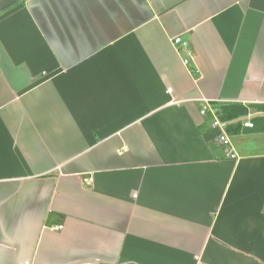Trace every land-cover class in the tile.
Here are the masks:
<instances>
[{
	"label": "crops",
	"instance_id": "crops-1",
	"mask_svg": "<svg viewBox=\"0 0 264 264\" xmlns=\"http://www.w3.org/2000/svg\"><path fill=\"white\" fill-rule=\"evenodd\" d=\"M0 264H264V0H0Z\"/></svg>",
	"mask_w": 264,
	"mask_h": 264
},
{
	"label": "trees",
	"instance_id": "trees-1",
	"mask_svg": "<svg viewBox=\"0 0 264 264\" xmlns=\"http://www.w3.org/2000/svg\"><path fill=\"white\" fill-rule=\"evenodd\" d=\"M216 109L218 118L227 124L225 127L226 132L229 135H236L241 132V123L238 120L249 115L257 108L253 105L245 106L240 103H229L216 105Z\"/></svg>",
	"mask_w": 264,
	"mask_h": 264
},
{
	"label": "built area",
	"instance_id": "built-area-1",
	"mask_svg": "<svg viewBox=\"0 0 264 264\" xmlns=\"http://www.w3.org/2000/svg\"><path fill=\"white\" fill-rule=\"evenodd\" d=\"M174 42L176 44H180L182 43V39L180 37H177L176 39H174ZM186 45V44H185ZM169 91H171V89H169ZM204 103V107L201 110V113L205 116V117H210L213 121L212 126L215 128H219L221 130V134H220V141L227 147L231 146V140L230 137L228 135V133L226 132V123H223L217 116V109H216V102L210 101L208 99H203L202 100ZM244 105V104H243ZM246 106V105H245ZM252 113H250L249 115L241 118L238 120V122L241 123V125L244 128H254V123L252 121ZM88 181V180H87ZM89 183V182H88Z\"/></svg>",
	"mask_w": 264,
	"mask_h": 264
}]
</instances>
